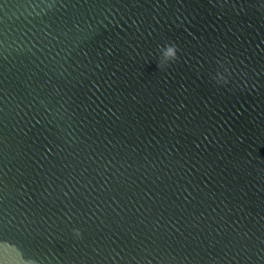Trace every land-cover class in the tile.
<instances>
[{"label":"water","instance_id":"1","mask_svg":"<svg viewBox=\"0 0 264 264\" xmlns=\"http://www.w3.org/2000/svg\"><path fill=\"white\" fill-rule=\"evenodd\" d=\"M0 264H264V0H0Z\"/></svg>","mask_w":264,"mask_h":264},{"label":"clouds","instance_id":"2","mask_svg":"<svg viewBox=\"0 0 264 264\" xmlns=\"http://www.w3.org/2000/svg\"><path fill=\"white\" fill-rule=\"evenodd\" d=\"M176 49H177V46L175 45V44H170L169 46H168V53H169V55L175 60V59H177V51H176ZM158 67H160V65L158 64Z\"/></svg>","mask_w":264,"mask_h":264}]
</instances>
